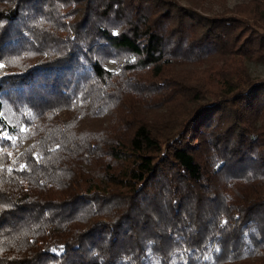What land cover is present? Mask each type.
I'll return each mask as SVG.
<instances>
[{"label": "trees", "instance_id": "1", "mask_svg": "<svg viewBox=\"0 0 264 264\" xmlns=\"http://www.w3.org/2000/svg\"><path fill=\"white\" fill-rule=\"evenodd\" d=\"M217 1L0 0V264H264V0Z\"/></svg>", "mask_w": 264, "mask_h": 264}, {"label": "rangeland", "instance_id": "2", "mask_svg": "<svg viewBox=\"0 0 264 264\" xmlns=\"http://www.w3.org/2000/svg\"><path fill=\"white\" fill-rule=\"evenodd\" d=\"M237 0H228L227 5L231 7ZM182 4L192 5L201 9L207 14H212L223 9V5L217 0H208L201 2L200 0H180ZM246 65L249 69V73L253 79H264V64L246 61ZM109 68H114V64L109 65Z\"/></svg>", "mask_w": 264, "mask_h": 264}, {"label": "snow or ice", "instance_id": "3", "mask_svg": "<svg viewBox=\"0 0 264 264\" xmlns=\"http://www.w3.org/2000/svg\"><path fill=\"white\" fill-rule=\"evenodd\" d=\"M0 67H3V65H0ZM23 167H24V166H23V165H21V168H22V169H23Z\"/></svg>", "mask_w": 264, "mask_h": 264}]
</instances>
